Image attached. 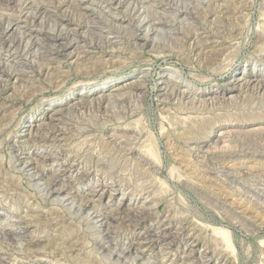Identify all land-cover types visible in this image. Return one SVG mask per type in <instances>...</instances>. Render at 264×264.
Returning <instances> with one entry per match:
<instances>
[{
  "label": "rangeland",
  "instance_id": "1",
  "mask_svg": "<svg viewBox=\"0 0 264 264\" xmlns=\"http://www.w3.org/2000/svg\"><path fill=\"white\" fill-rule=\"evenodd\" d=\"M25 1L0 0V264H264L262 99L202 112L159 92L167 82L200 100L229 97L233 77L264 74V0H200L182 13L147 0L149 37L108 0H28L33 20ZM193 33L205 42L198 58L183 45ZM52 49L61 54L49 62ZM137 81L144 89L126 104L136 113L72 111ZM44 124L56 139L33 138ZM53 179L65 191L47 195ZM94 191L102 218L144 217L96 228L75 208ZM155 235L171 243L166 255L147 244Z\"/></svg>",
  "mask_w": 264,
  "mask_h": 264
},
{
  "label": "bare ground",
  "instance_id": "2",
  "mask_svg": "<svg viewBox=\"0 0 264 264\" xmlns=\"http://www.w3.org/2000/svg\"><path fill=\"white\" fill-rule=\"evenodd\" d=\"M74 1H76V0H72V2H74ZM169 1L171 2V4L174 7L176 6L179 8V10H177L179 13H182L184 11L185 12L188 11V9L190 7L192 10H194V12L195 11L200 12V9H201L200 8V0H169ZM109 4L111 5L110 7L115 6V8H123L126 6V9L128 10V15L130 17L129 18L130 19V23H129L130 24V30H132L133 32H137L139 34L142 33L144 37H149V35L151 33L158 32V29L156 27L157 19L154 18L153 12L148 9L147 0H108V5ZM29 5L30 4H29L28 0L25 2H22V4L19 5L20 6V14H24L26 16V19L33 20L36 18L37 15H36V12H33L32 14H31V12L29 13V11H28ZM82 5L83 4L81 2H79L77 6L79 8ZM247 9H249V8H247V6L241 10H240V8L239 9L236 8V9H234L235 10L234 14L246 13V11H248ZM220 11H223V8ZM223 13H224V11L222 12V14ZM208 16L206 15V17H204L205 23H207L209 18H210ZM105 21H106L105 23L108 22L107 24L110 23L111 24L110 26L113 25V27H115L117 30L119 29L118 27H116V25H114L112 20L107 18V19H105ZM173 21L177 22L174 19H173ZM211 21H213V20H211ZM9 25H10L9 28L13 27V23H11ZM223 31L227 32V34L230 33V31L227 30L225 27L223 28ZM159 32H160V30H159ZM60 35H61V33L58 36L55 35L53 37V39L60 38ZM133 37H134V35L132 36V38ZM227 37H230V35H228ZM197 38L199 39V37L196 33H193V35L187 34L184 38L185 42L183 43V45H185L184 48L187 47V51L192 56H194V58L199 57L200 52L203 50L202 46L205 45L204 44L205 42H198L199 40H197ZM116 39H118V38H116ZM160 40L161 39L159 38V41ZM169 40L174 41L173 39H171V37ZM29 41H30V39H29ZM75 41L76 40L72 39L70 41L69 45H72ZM118 41H120V43H125L123 38L118 40ZM12 43L13 42H11V44ZM109 43L113 44V42H109V40H108V44ZM260 45H262L261 52H264V43L260 44ZM153 46L157 47V42ZM95 47L90 45L91 50L95 49ZM116 49H117V47H116ZM59 54H61L60 51H56L55 49L54 50L52 49L51 53H49V55L46 56L47 60H49V62L55 61L56 59L59 58ZM104 54H106V52L101 54V55H104ZM112 54H113L112 52L107 53V56L112 57ZM90 66H91V64H90ZM229 85H230V89L233 91L232 92L233 94L231 96H229V97H225V96L214 97L213 96L214 98H211L209 100H207V98H206V100L205 99L200 100L201 98L198 99L197 96L193 92L182 91V90L178 89L175 85L173 86L167 82H163L162 87L160 88L159 92L162 94L161 96L165 99V102H163V103L166 104L167 102H177V104L182 106L183 109H188L190 111H202V112L205 111V112H207V110H209V111H211V110L221 111L222 109L243 110L242 108L244 106H246L247 101H250V99L253 100L254 98L255 99L260 98V99H262V101L264 103V74H261L259 72L255 73L254 71H251L248 74L243 75L242 77H239V78L233 77L231 79V81H229ZM144 86H145L144 81H137V82H133L131 84H127V85L125 84L123 86H119L114 90L115 93H113L111 95H105L102 97H98L89 104L87 102H82V101L79 104L77 103L78 105L73 106L72 111L76 114H79L80 112H83V111L84 112L97 111V112L101 113L102 110H104V109L106 110L108 107L112 106V109L115 112H118L120 110H125L128 113H136L139 109L138 108L139 105H136V104L126 105L128 102L127 97H129V95L133 92L140 91V90L144 89ZM252 107H254V106H252ZM263 108H264V106H263ZM53 113H54V115L50 119H54L55 116L58 115L59 113H62V111H54ZM108 114H109V112H107V110H106V112L104 114H102V116L108 115ZM238 118H240V117L238 116ZM58 133L59 132L57 131V129L53 128L51 124H46V125L44 124L40 129H37L31 135L33 136V138L37 139L36 141L50 142L53 139H56ZM34 164H35V161H29V162L24 164V167H27V168L31 167L32 168L34 166ZM34 176L40 177L37 174ZM57 182H58L57 179H53L52 181H50L48 185L44 186L45 188H43V192H45L48 195V194H51L52 192L65 191V188L59 189L56 187ZM69 195H74L71 193V190H69ZM96 195H97V192L94 191L91 194L86 195L83 199H79L80 202L77 205H75V208L78 210L77 212L79 214H86L88 221L91 222L98 229L103 230L104 228H108L109 225L112 224L111 222H113V221L119 222V223H125L126 221H128L127 223L129 224L130 221L135 222L138 218L144 217L143 215L138 214L136 212L124 215V217H123L121 212L119 210H117V215H115V213H114V214H111V217L106 216V217L102 218V216L95 209L94 204H95ZM74 198L75 197H73V196H69L67 201L74 202L75 201V200H73ZM144 215H146V214H144ZM163 237H165V236L161 237L159 235H155L153 238H151L150 240L147 241V244L150 246L154 245L155 247L159 246L160 253L166 255V253H165L166 248L165 247H168L171 243L165 242L164 244H161L162 242H164ZM121 254L125 256V251L121 252ZM133 264H143V263H139L138 261L135 260L133 262Z\"/></svg>",
  "mask_w": 264,
  "mask_h": 264
}]
</instances>
